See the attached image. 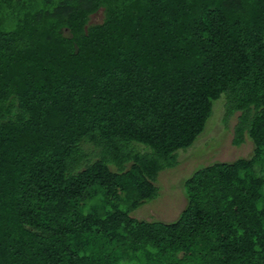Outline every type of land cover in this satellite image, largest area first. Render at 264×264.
<instances>
[{"label":"trees","instance_id":"obj_1","mask_svg":"<svg viewBox=\"0 0 264 264\" xmlns=\"http://www.w3.org/2000/svg\"><path fill=\"white\" fill-rule=\"evenodd\" d=\"M220 98L253 156L131 218ZM263 155L264 0H0V264H264Z\"/></svg>","mask_w":264,"mask_h":264},{"label":"rangeland","instance_id":"obj_2","mask_svg":"<svg viewBox=\"0 0 264 264\" xmlns=\"http://www.w3.org/2000/svg\"><path fill=\"white\" fill-rule=\"evenodd\" d=\"M102 18L103 13L100 10L90 18L89 24L100 23ZM221 100L222 98L214 103L212 115L207 121L203 133L194 144L177 153V166L158 174L155 182L159 188L158 198L131 212L129 214L131 218L166 223L175 221L186 206L183 184L196 170L216 162L230 163L237 159H249L253 156L254 147L249 138L246 137L244 143L239 147L232 145L233 127L238 114H235L227 124H224V107ZM254 171L258 177L264 179V155L254 165ZM262 207H264V203Z\"/></svg>","mask_w":264,"mask_h":264}]
</instances>
